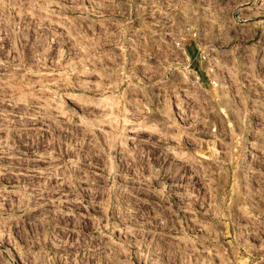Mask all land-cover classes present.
I'll return each instance as SVG.
<instances>
[{
	"label": "rangeland",
	"instance_id": "obj_1",
	"mask_svg": "<svg viewBox=\"0 0 264 264\" xmlns=\"http://www.w3.org/2000/svg\"><path fill=\"white\" fill-rule=\"evenodd\" d=\"M160 20L198 29L222 69L217 87L175 113L159 73L139 63V39ZM0 107L22 131L12 150L38 156L28 166L58 174L56 162L76 190L100 185L97 218L75 220L76 234L41 223L63 216L18 209L10 191L0 264H264V0H0ZM118 202L138 232L109 226L108 241Z\"/></svg>",
	"mask_w": 264,
	"mask_h": 264
},
{
	"label": "built area",
	"instance_id": "obj_2",
	"mask_svg": "<svg viewBox=\"0 0 264 264\" xmlns=\"http://www.w3.org/2000/svg\"><path fill=\"white\" fill-rule=\"evenodd\" d=\"M160 10V5L159 7L151 6L149 13L159 16L161 13H164L160 12ZM156 22L159 28H156V30H153L150 34H146V31L143 32L144 36L139 39L138 45L144 50L141 52L139 63L146 64L147 67L144 68H150L152 73H159L160 78L158 79L160 80V84L157 90L159 93H162L163 96L161 98H165L164 104L166 105V109L173 113L183 111L185 108V101L194 100L198 97L204 98V95L218 86L222 69L217 62V56L215 54L216 49L213 45L201 39V34L198 29H192L188 25H173L170 21L165 25L160 23L161 20ZM151 47H153L155 51L161 52V55L157 56V60H154L155 54H153L152 51H147ZM173 85L174 87H172ZM141 88L143 87L138 85V91H143ZM179 88L181 94H176L177 91L175 90ZM10 110V108L0 107V138H2L0 140V184L10 186L9 190L0 187V200H9L10 198L8 195L11 191L10 194L17 196L14 198L15 201L13 202L21 203L22 205H20L18 209L22 210L24 204L28 203L30 207H36L30 213L35 216L44 212H47L45 215L54 218H61V216H63L66 222L59 220L55 222L53 218H49L50 220L43 219L41 221L42 224L49 222L51 226H56V230H58L57 233L62 230L70 232V229H64L67 227L72 229L73 234H76L77 231L80 232L81 230L79 231V229L72 225L75 220H81L84 225L88 223L92 225L95 218H97L93 203V195L96 188L100 189V185L98 186L95 180L93 181V179H91L83 183L85 184V188L76 190V188H73L72 179L67 176L68 169L63 167L62 164L57 166L56 162H54V164L55 167H59L58 174L54 171H40V169H36L33 166H28L26 163L31 159L38 160V156L17 155L12 150V148L20 146V139L15 137V133L20 135L22 131L14 128L16 125L13 127L11 122H9L11 126H6L7 123L4 120H11L13 117H17L16 113ZM17 115L19 116V114ZM208 128L212 132H215L217 130V124L212 122ZM22 130L28 134L26 129ZM209 140L211 141L209 146H214V141L216 139L213 137L204 138L206 143ZM23 142L24 141L21 143ZM236 142L238 141L236 140ZM40 161H44L43 164H48V162H46L48 159L43 158ZM36 164H40V162ZM43 164L40 165L43 166ZM43 169H48V167H44ZM63 172H65L66 176H63ZM4 193H6L7 196ZM79 193H83L86 196V201L78 197ZM22 195H25L29 201L27 202V199H22ZM0 202L3 203L4 201ZM92 203L93 206H91ZM89 204L93 211L88 209ZM83 206L85 209L83 211L77 208ZM48 209L53 212L47 211ZM124 209V206H120L118 202V205H115L114 218L108 221L109 232L107 233L102 229V236L108 241L111 239L110 232L113 226L115 227V235H121L122 238L128 231L133 230V232H138L135 230L136 227L130 230L129 224L127 225L125 222L121 221V218L124 216H122V214L127 212V210ZM79 212L81 215L78 214ZM31 220L35 223V219L32 216L30 221L28 220L26 222L31 223ZM114 220H120V225L117 221L114 225ZM102 222L105 224L107 220L104 219ZM120 229H122V231H119ZM87 231L88 234L86 232L85 236L93 235V230ZM116 242L118 243L116 245L120 246V242L117 240Z\"/></svg>",
	"mask_w": 264,
	"mask_h": 264
},
{
	"label": "bare ground",
	"instance_id": "obj_3",
	"mask_svg": "<svg viewBox=\"0 0 264 264\" xmlns=\"http://www.w3.org/2000/svg\"><path fill=\"white\" fill-rule=\"evenodd\" d=\"M224 63H225V62H224ZM234 71H235V70H234ZM234 74H235V73H234ZM233 76H234V75H233ZM225 78H226V77H225ZM229 78H230V77H229ZM229 78H228V79H229ZM226 81H227V83H228L229 80L226 79ZM224 82H225V81H224ZM231 82H232V81H231ZM228 85H229V84H228ZM225 87H226V85H225ZM229 88H230V87H229ZM227 89H228V88H227ZM222 90H223V89H222ZM232 90H233V89H232ZM232 90H231V91H232ZM225 91H226V89H225ZM237 91H238V89H237ZM223 92H224V90H223ZM228 92H229V91H228ZM225 94H228V93H223V95H225ZM225 96H228V95H225ZM229 96H230V95H229ZM234 97H235V96H234ZM231 99H232V98H231ZM229 100H230V98H229ZM234 100H235V99H234ZM231 102H232V101H231ZM236 102H237V99H236L235 101H233V103H235V104H236ZM230 104H231V103H230ZM237 104H238V103H237ZM238 105H239V104H238ZM238 105L236 106V108L240 106V105H239V106H238ZM221 106L223 107V105H221ZM232 107H233V106H232ZM239 108H240V107H239ZM226 109H227V108H226ZM234 109H235V107H234ZM241 109H242V108H241ZM221 110H225V109L222 108ZM235 110H236V109H235ZM236 111H237V110H236ZM239 111H240V113H241V110H239ZM231 113L233 114V112H231ZM240 113H239V114H240ZM224 114H225V113H224ZM226 114H227V112H226ZM242 114H243V113H242ZM238 116H239V115H238ZM236 117H237V116H236ZM243 119H244V118H243ZM223 121H224V120H223ZM229 122H230V121H228V124H229ZM223 123H224V122H223ZM230 124H231V123H230ZM238 124H239V123H238ZM231 125H232V124H231ZM222 126H223V125H222ZM229 126H230V125H229ZM224 127H225V126H224ZM230 128H232V127H230ZM236 129H237V128H236ZM238 129H239V128H238ZM224 130H225V129H224ZM233 130H234V129H232V132H233ZM234 132H236V131H234ZM234 132H233V133H234ZM235 137H236V135H235ZM238 138H239V137H238ZM239 139H240V138H239ZM238 142H239V140H238ZM241 142H242V140H241ZM230 143H231V142H230ZM224 145H225V143H224ZM232 145H233V144H232ZM239 146H240V144H239ZM235 147H237V146H235ZM233 149H234V148H233ZM241 149H242V148H241ZM241 149H240V150H241ZM238 151H239V147H237V148L234 149V152L236 153L235 155H237V157H236V158L233 157V158H234L235 161H237V162L239 161V157H240V155H241V154H240V155L238 154V153H241L240 151H239V152H238ZM231 153H232V152H231ZM229 155H230V158H231V154H229ZM235 155H233V156H235ZM230 158H228V159H230ZM224 159H225V158H224ZM231 159H232V158H231ZM231 159H230V160H231ZM226 160H227V159H226ZM230 160H229V161H230ZM223 161H224V160H223ZM227 161H228V160H227ZM230 162H231V161H230ZM239 162H240V161H239ZM223 163H224V162H223ZM234 163H236V162H234ZM234 163H233V165H234ZM236 164H237V163H236ZM231 165H232V164H231ZM225 167L228 168L229 166H225ZM225 167H223V169H224ZM234 167L237 168V166H234ZM225 169H226V168H225ZM225 169H224V170H225ZM234 169H235V168H234ZM226 171H227V169H226ZM232 171H233V170H232ZM230 174H231V173H230ZM224 175H225V174H224ZM237 176H238V175H237ZM226 177H227V176H226Z\"/></svg>",
	"mask_w": 264,
	"mask_h": 264
}]
</instances>
